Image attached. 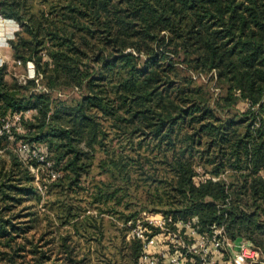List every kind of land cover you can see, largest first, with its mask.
<instances>
[{"label":"trees","instance_id":"trees-1","mask_svg":"<svg viewBox=\"0 0 264 264\" xmlns=\"http://www.w3.org/2000/svg\"><path fill=\"white\" fill-rule=\"evenodd\" d=\"M0 15L21 25L9 39L14 59L32 60L48 87L84 91L73 103L53 101L33 78L6 80L0 66V126L12 117L23 127L0 133L4 264H92L94 251L120 264L75 245V235L101 240L102 212L122 219L121 264H137L141 242L126 240L125 224L138 212L127 188L139 181L165 216L199 230L221 225L264 250V0H0ZM208 71L224 85L213 103L192 76ZM242 101L249 105L237 108ZM17 140L43 144L60 168L55 186L67 196L57 216L71 231L27 236L35 204L13 211L40 194L28 156L9 146ZM94 165L108 181L93 184L97 212L85 215L74 199ZM192 257L186 264H201Z\"/></svg>","mask_w":264,"mask_h":264},{"label":"rangeland","instance_id":"rangeland-1","mask_svg":"<svg viewBox=\"0 0 264 264\" xmlns=\"http://www.w3.org/2000/svg\"><path fill=\"white\" fill-rule=\"evenodd\" d=\"M20 28H21V25L18 20L14 18L3 17L0 15V58H3L4 60H6V71H7L4 77L6 80H11V78L14 77L15 79H17L18 82L23 83L22 77H23V74H25L26 72L27 64L34 65V62L32 60H26L25 62L22 61V64H16L13 61L14 57L12 56V49L9 44V39L13 38L15 35V31L19 30ZM46 57L47 55L44 54L43 59H46ZM192 76L195 81L207 84L209 94H211L212 103L216 100L219 94L223 93L224 85L216 79V77L213 75L211 71L203 72L199 74L192 73ZM34 89L37 91L40 90L42 92L48 93L50 98L53 99V101L61 100L66 103L75 102L84 93L83 89H80L75 86L48 87L45 84V79L39 73H38V79L36 80V86ZM248 105H249L248 102L242 101V102H239V105H236V107L240 109H245V107H247ZM250 108L254 109L253 106H250ZM229 111L235 113L237 112V109L234 106H231ZM221 113H222V116L225 115L224 110H222ZM11 118H8V119L10 120ZM13 124H14L15 130L19 132L23 130V127L21 124L16 123V122ZM19 143H20V140H17L15 143H9V146L17 150ZM37 148L41 151H44L43 149H45V146L43 144H37ZM36 163L37 162L35 163L32 162L33 165L39 166L38 167L39 178L37 179L33 174L34 176L33 184L37 186V189L40 194V198L37 200H35L34 198L32 200L28 199L22 202L20 205L16 206V209L13 212H15L16 210H19L21 208V205L24 206L23 205L24 203L31 204V205L35 204L32 206V208H30V210L36 211L35 213L36 219L29 223L31 226H30L29 231H27V236L33 235L34 239L37 238L42 232L46 231L47 229H54V227L57 228V231H65V230L71 231L70 224L68 223L62 224L60 222L59 217L57 216V214H62V209L60 207L59 199L63 198L64 200H66V196H67V195H64V193L60 194L58 187L55 186V184L57 183L56 179L59 176L56 178L51 177L48 174V168L45 164H40V163L36 164ZM59 171L60 173H62L61 170ZM195 171L198 175H205L204 169L199 165L195 166ZM107 174H108L107 172L100 173L98 171L97 166L95 165L92 166L91 171L89 173V177L84 182V185L86 186V190L79 191L78 198L80 197H83V198L79 201L77 199H74V201H76L79 205H81V207H89V209L85 211L84 213L85 215L88 213L97 212L96 203L90 202V192H91L90 190H94L93 184H96V182H98L99 180L108 181ZM127 190H128L127 192L132 194L130 195L132 197L130 198V200H132V203H133V206L131 207L135 210H138V212L135 218L131 219L132 220L131 225H128L130 223H127V222L125 224L127 226V229L125 230L126 240L131 238L129 237L131 236L129 235V233H131V228L135 224V222L137 224V223H141V220H147V218H159L160 215L164 217V214L160 210V208L154 207L153 209V205L149 204L148 201L146 200V190L147 189H146V186L141 181L138 182V185H134L131 188L128 187ZM118 208H121V206ZM22 215L23 216L20 218L28 219L29 217H32L31 215L29 216H24V214ZM99 215L102 216L103 235L101 237V240L100 241L91 240V239H86L85 237H80L78 235H75V238H76L75 245H78L81 251L86 250L87 247H89L91 250L100 249L101 253L103 254L102 256L105 260H108L109 258H114L117 263L121 264L122 259L119 255V252L117 251V246L120 242V232L118 231V228L123 223L122 219L116 216L118 214H111L108 212H102ZM50 218L52 222H49ZM184 222H188L189 223L188 225H193L192 221L187 220ZM51 223H53V225H51ZM188 225L187 224L184 225L182 222L177 223V228L180 230L179 232L182 235V238L185 240V242H188L190 239L188 238V235L186 234V231H188L187 229H189L188 227H190ZM169 229L173 230V225L169 226ZM154 230L153 228H150V232H154ZM158 236L159 238H157L154 244L151 245L148 249V251L150 252L148 253V255L151 258L153 259L157 258L158 263L160 262L163 263L165 262L164 258H166L167 260L169 258H173V255H178L180 251L178 250V252H175V249L173 248V239H171V237L167 236V234L163 232H161V234H159ZM42 247L44 248L46 246L43 245ZM162 253H164L163 254L164 258L162 257ZM224 254H225L224 256L222 254H219L216 257L217 263H223L224 260H226L225 258L228 257V252L225 251ZM140 255H141V252L139 253V256L137 257V264H147L144 261L139 262L138 259ZM92 258H93L91 261L92 264H104L99 259L101 258V256L97 253V251H94V253L92 254ZM193 258L194 257L190 258L191 261L195 260V259L193 260ZM179 259H180L181 264H186L188 257L186 256L184 259V257L179 256ZM123 261H125V263L128 264L125 258ZM0 264H4V261L0 260Z\"/></svg>","mask_w":264,"mask_h":264},{"label":"built area","instance_id":"built-area-1","mask_svg":"<svg viewBox=\"0 0 264 264\" xmlns=\"http://www.w3.org/2000/svg\"><path fill=\"white\" fill-rule=\"evenodd\" d=\"M14 63L22 64L20 59H14ZM6 63V60L0 58V66ZM28 78H33L35 81L38 79V73H36L33 64H27L26 72L23 74L22 81L26 82ZM31 109H25L22 114L27 115L31 113ZM21 113L14 114L15 119H19ZM13 123L7 119L0 126V133L8 132ZM19 152L25 153L28 156L27 163L29 169L34 174V176L38 179V165H33L30 163V160L34 157L35 160L40 164H45L48 168V174L56 178L60 176V171L53 167V163L51 160L47 158V155L37 149H31L26 142L20 141L19 146L17 148ZM204 176V175H199ZM194 221V220H193ZM132 220H128V225H131ZM182 222L184 225L189 224L188 222H184L182 220H174L171 216H161L159 218H147V220H141V223L135 222V224L131 228V233H129V237H134L140 240L141 242V255L139 257V262H146L147 264H161L158 263L157 258H151L148 253L149 247L154 244L155 240L159 238V234L161 232L167 234V236L173 239V248L175 252H178V255H173V258H169L166 260L164 264H181L179 256L185 257L188 259L192 258V256H198L201 264H252L254 262H261L264 264V250L254 246L250 241L246 239L240 240H231L223 226L213 224L210 226V230H199L197 226L188 225L189 229L186 231L188 235L189 241L185 242L180 234V230L177 228V223ZM193 223V222H192ZM173 225V230L169 229V226ZM150 228L156 229L154 232H150ZM159 230V231H158ZM224 248V249H223ZM223 249V250H222ZM225 251L228 252V257L225 258L223 263H217L216 257L219 254L225 255ZM191 260V259H190Z\"/></svg>","mask_w":264,"mask_h":264}]
</instances>
